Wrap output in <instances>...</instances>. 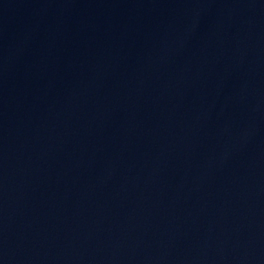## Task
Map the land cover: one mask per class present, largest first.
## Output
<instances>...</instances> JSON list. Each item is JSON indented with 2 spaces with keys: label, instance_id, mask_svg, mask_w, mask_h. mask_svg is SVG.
Returning a JSON list of instances; mask_svg holds the SVG:
<instances>
[{
  "label": "water",
  "instance_id": "water-1",
  "mask_svg": "<svg viewBox=\"0 0 264 264\" xmlns=\"http://www.w3.org/2000/svg\"><path fill=\"white\" fill-rule=\"evenodd\" d=\"M0 264H264V0H0Z\"/></svg>",
  "mask_w": 264,
  "mask_h": 264
}]
</instances>
